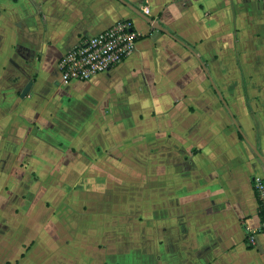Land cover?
<instances>
[{
	"label": "crops",
	"instance_id": "obj_1",
	"mask_svg": "<svg viewBox=\"0 0 264 264\" xmlns=\"http://www.w3.org/2000/svg\"><path fill=\"white\" fill-rule=\"evenodd\" d=\"M125 1L172 36L121 0H0V264H264V0ZM121 20L134 51L63 83Z\"/></svg>",
	"mask_w": 264,
	"mask_h": 264
},
{
	"label": "built area",
	"instance_id": "obj_2",
	"mask_svg": "<svg viewBox=\"0 0 264 264\" xmlns=\"http://www.w3.org/2000/svg\"><path fill=\"white\" fill-rule=\"evenodd\" d=\"M146 13H149L148 9ZM141 35L131 21L121 20L98 34L79 41L59 61L62 82L88 81L121 64L134 51ZM253 188L259 202L261 223L257 232L247 234L246 241L249 245H255L256 235L264 233L263 176L254 177Z\"/></svg>",
	"mask_w": 264,
	"mask_h": 264
},
{
	"label": "water",
	"instance_id": "obj_3",
	"mask_svg": "<svg viewBox=\"0 0 264 264\" xmlns=\"http://www.w3.org/2000/svg\"><path fill=\"white\" fill-rule=\"evenodd\" d=\"M121 1H122L123 3H125L126 5L130 6V7H131L132 9H134L135 11L138 12V9H136L135 7H133L132 5H130L127 1H125V0H121ZM138 13H139L140 15H142V16L144 17V19H145L146 21H148L149 23H151L155 28H157V29H159V30H161V31H164V32L168 33L169 35H171V33H170L169 31H167V30H166L161 24H159L158 22L154 21V20L151 19L149 16L145 15L144 13H142V12H140V11H139ZM171 36H172V35H171ZM177 40H178V39H177ZM180 42H181L183 45H185L182 41H180ZM187 47H188V46H187ZM188 49L198 57V59H199V61L201 62L202 66L204 67V69H205L207 75H209V72H208V70H207L206 65H205L204 62L201 60V58H199V56H198V54L195 52V50L192 49L191 47H188ZM31 85H32V82H30V83L27 85V87L25 88L24 93H23L22 96H25V95L28 93V91L30 90ZM213 86L215 87L214 83H213ZM218 94L220 95L222 101H223L224 103H226V101H225L224 98L222 97V94H221L219 91H218ZM259 156H260V155H259Z\"/></svg>",
	"mask_w": 264,
	"mask_h": 264
}]
</instances>
